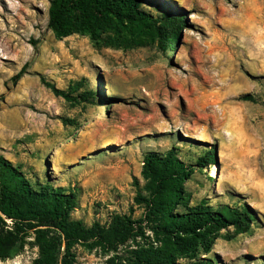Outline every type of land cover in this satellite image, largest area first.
Segmentation results:
<instances>
[{"label":"rangeland","instance_id":"rangeland-1","mask_svg":"<svg viewBox=\"0 0 264 264\" xmlns=\"http://www.w3.org/2000/svg\"><path fill=\"white\" fill-rule=\"evenodd\" d=\"M51 2L0 0V155L35 189L74 193L71 218L87 227H109L116 217L134 222L135 236L115 250L77 245L76 264H135L141 250L174 247L148 218L158 187L146 169L147 154L171 151L194 170L183 181L187 200L174 213L249 207V230L232 224L218 231L202 257L264 264V0L141 2L160 22L182 15L175 50L151 23L143 35L114 25L105 35L109 45L98 49L87 35L59 39L48 24ZM72 86V97L87 100L53 90ZM212 149L215 161L199 164ZM38 257L31 235L0 264Z\"/></svg>","mask_w":264,"mask_h":264},{"label":"trees","instance_id":"trees-1","mask_svg":"<svg viewBox=\"0 0 264 264\" xmlns=\"http://www.w3.org/2000/svg\"><path fill=\"white\" fill-rule=\"evenodd\" d=\"M139 1L52 0L48 24L57 38L73 34L87 35L98 49L109 45L105 35L114 25H130V32L143 35L147 28L153 29L148 25L151 23L159 40L175 50L180 36L178 21L182 20V15L167 18L161 23L141 9L139 4L145 0ZM167 25L172 30L169 31ZM26 68L25 65L13 76L14 83L24 77ZM46 84L51 86L50 83ZM76 89L72 86L69 91H64L53 87L57 95L66 99L87 100L83 94L72 97ZM215 157V149H212L198 162L203 166V162H214ZM146 169L154 171L158 187L148 204V218L157 220L155 231L167 245L171 243L174 247L141 250L137 252L135 264H184L178 262V256L188 259L187 264H215L213 259L202 256L210 253L217 232L232 224L239 232L249 230V207L242 212L223 206L218 212L209 206L199 205L185 213L173 212L176 206L187 200L183 181L194 172L192 167L185 168L174 151L163 158L153 153L147 154ZM175 174L178 179L168 194L166 187L174 182ZM74 204V193L67 194L50 185L35 189L19 167L0 155V260L17 255L31 235H34L35 244L39 247V257L33 264H76L73 249L77 245L91 248L101 246L108 252L135 236L134 222L122 217H116L109 227L98 223L87 227L82 221L73 220L70 214Z\"/></svg>","mask_w":264,"mask_h":264},{"label":"bare ground","instance_id":"bare-ground-1","mask_svg":"<svg viewBox=\"0 0 264 264\" xmlns=\"http://www.w3.org/2000/svg\"><path fill=\"white\" fill-rule=\"evenodd\" d=\"M249 21V20H248ZM168 72L165 70L164 72H162V75L164 76V74H167ZM164 79V77L162 78ZM212 175H215V171L212 169V172H211ZM218 177V176H217Z\"/></svg>","mask_w":264,"mask_h":264}]
</instances>
